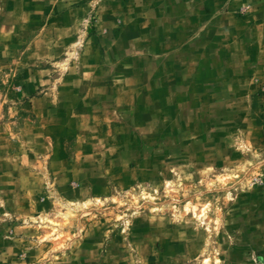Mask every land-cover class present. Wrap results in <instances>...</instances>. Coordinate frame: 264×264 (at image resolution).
Instances as JSON below:
<instances>
[{"label": "rangeland", "instance_id": "374dc122", "mask_svg": "<svg viewBox=\"0 0 264 264\" xmlns=\"http://www.w3.org/2000/svg\"><path fill=\"white\" fill-rule=\"evenodd\" d=\"M0 264H264V0H0Z\"/></svg>", "mask_w": 264, "mask_h": 264}]
</instances>
